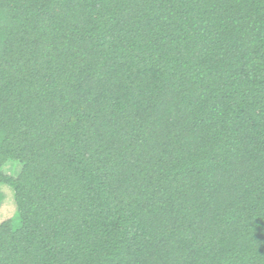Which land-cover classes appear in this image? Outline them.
<instances>
[{
	"label": "trees",
	"instance_id": "1",
	"mask_svg": "<svg viewBox=\"0 0 264 264\" xmlns=\"http://www.w3.org/2000/svg\"><path fill=\"white\" fill-rule=\"evenodd\" d=\"M0 185V264H264V0H0Z\"/></svg>",
	"mask_w": 264,
	"mask_h": 264
},
{
	"label": "rangeland",
	"instance_id": "2",
	"mask_svg": "<svg viewBox=\"0 0 264 264\" xmlns=\"http://www.w3.org/2000/svg\"><path fill=\"white\" fill-rule=\"evenodd\" d=\"M22 169V165L19 162L11 161L4 167V172L11 175L17 176ZM0 193L5 197L0 206V223L12 218L16 214V205L14 202L13 191L7 186L0 185Z\"/></svg>",
	"mask_w": 264,
	"mask_h": 264
}]
</instances>
